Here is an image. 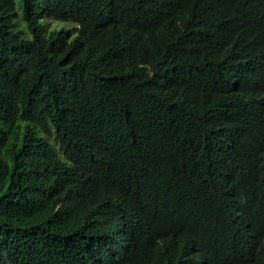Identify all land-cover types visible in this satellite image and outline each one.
I'll return each mask as SVG.
<instances>
[{
	"label": "trees",
	"instance_id": "obj_1",
	"mask_svg": "<svg viewBox=\"0 0 264 264\" xmlns=\"http://www.w3.org/2000/svg\"><path fill=\"white\" fill-rule=\"evenodd\" d=\"M0 264H264V0H0Z\"/></svg>",
	"mask_w": 264,
	"mask_h": 264
},
{
	"label": "rangeland",
	"instance_id": "obj_2",
	"mask_svg": "<svg viewBox=\"0 0 264 264\" xmlns=\"http://www.w3.org/2000/svg\"><path fill=\"white\" fill-rule=\"evenodd\" d=\"M39 20H40V23H43V21H45L44 18H43V16L41 14L39 15ZM45 22L48 23V25L50 26L51 29H61L62 28V25H63L62 22H57L55 20H46Z\"/></svg>",
	"mask_w": 264,
	"mask_h": 264
}]
</instances>
